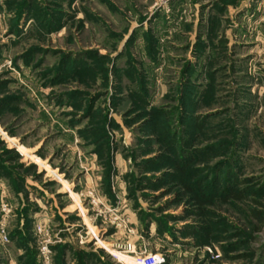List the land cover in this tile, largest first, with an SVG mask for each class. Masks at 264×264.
I'll list each match as a JSON object with an SVG mask.
<instances>
[{"label": "rangeland", "instance_id": "rangeland-1", "mask_svg": "<svg viewBox=\"0 0 264 264\" xmlns=\"http://www.w3.org/2000/svg\"><path fill=\"white\" fill-rule=\"evenodd\" d=\"M153 254L264 264V0H0V264Z\"/></svg>", "mask_w": 264, "mask_h": 264}, {"label": "built area", "instance_id": "built-area-1", "mask_svg": "<svg viewBox=\"0 0 264 264\" xmlns=\"http://www.w3.org/2000/svg\"><path fill=\"white\" fill-rule=\"evenodd\" d=\"M160 261H161L160 255L153 254V255L138 257L136 260V264H157L160 263Z\"/></svg>", "mask_w": 264, "mask_h": 264}, {"label": "trees", "instance_id": "trees-1", "mask_svg": "<svg viewBox=\"0 0 264 264\" xmlns=\"http://www.w3.org/2000/svg\"><path fill=\"white\" fill-rule=\"evenodd\" d=\"M232 195H233L235 198H236V197L238 198V195H236V194H235V195L232 194ZM254 214H255L254 216H256V218H260V217H259V215H260V211L255 212ZM261 218H263V217H261ZM187 234H188V235H191L192 233H187Z\"/></svg>", "mask_w": 264, "mask_h": 264}]
</instances>
